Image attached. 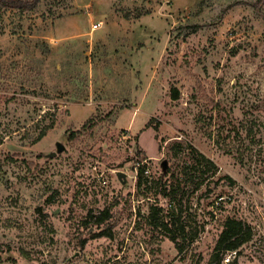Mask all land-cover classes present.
<instances>
[{
  "label": "rangeland",
  "instance_id": "1",
  "mask_svg": "<svg viewBox=\"0 0 264 264\" xmlns=\"http://www.w3.org/2000/svg\"><path fill=\"white\" fill-rule=\"evenodd\" d=\"M22 1L0 9V264H215L227 217L251 235L220 264H264V0ZM169 205L192 240L154 225Z\"/></svg>",
  "mask_w": 264,
  "mask_h": 264
},
{
  "label": "trees",
  "instance_id": "2",
  "mask_svg": "<svg viewBox=\"0 0 264 264\" xmlns=\"http://www.w3.org/2000/svg\"><path fill=\"white\" fill-rule=\"evenodd\" d=\"M31 4L22 0H0V9L1 7H14L22 10V9L32 8ZM0 17H1V11H0ZM173 96L174 98L177 97V93L175 92ZM151 121H153V119H149L146 122L145 127L150 126ZM85 125L86 122L83 124V126ZM50 126L51 125H48L44 129H41V131L38 133L37 139L41 138L46 133V129ZM154 128L157 129L156 126ZM204 160L208 163L209 167L210 166L212 168L214 167L212 161L205 158ZM197 163L198 164L201 163L200 160ZM143 166L144 164L140 163L139 161L138 164L134 167L139 176H141L142 174V171L144 169ZM138 182H140V178H138ZM196 183L197 184L195 185V188H197L201 184V181ZM89 215L96 224L107 222L106 220L112 216L109 206H105L98 213L90 212ZM151 216H153L152 212L150 213L149 217ZM165 217H166L165 220L164 219L160 220L159 218L156 217V221L154 222V225L168 232L170 240L177 242L176 239L178 236H180V234L181 235L187 234L191 237L190 240H192V238L196 234V231L194 232L189 231L192 234V236L190 233H188V230L185 227V223L182 220L181 207L179 208L176 207L175 205H169L165 213ZM111 228H112L111 224L109 223L106 224L102 234L108 236L111 235L112 233ZM250 235H251V231L249 226L244 224L242 220L235 217H227L223 223V228L219 233L214 251L212 253V258L215 259V264H220L224 255L227 254V252L230 253L232 251H237L240 248V246L246 240L249 239ZM177 246L180 247L179 244ZM229 264H232V262H230Z\"/></svg>",
  "mask_w": 264,
  "mask_h": 264
},
{
  "label": "built area",
  "instance_id": "3",
  "mask_svg": "<svg viewBox=\"0 0 264 264\" xmlns=\"http://www.w3.org/2000/svg\"><path fill=\"white\" fill-rule=\"evenodd\" d=\"M99 25H100V22H96V23L92 24V28H95V27H97Z\"/></svg>",
  "mask_w": 264,
  "mask_h": 264
},
{
  "label": "water",
  "instance_id": "4",
  "mask_svg": "<svg viewBox=\"0 0 264 264\" xmlns=\"http://www.w3.org/2000/svg\"><path fill=\"white\" fill-rule=\"evenodd\" d=\"M57 149L58 150H61L62 149V145L60 144V143H57ZM52 154H54V153H52ZM120 174V173H119Z\"/></svg>",
  "mask_w": 264,
  "mask_h": 264
}]
</instances>
